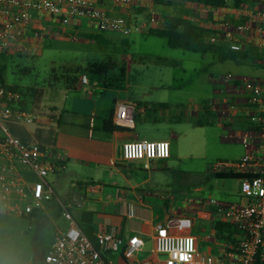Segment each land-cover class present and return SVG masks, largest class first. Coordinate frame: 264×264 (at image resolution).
I'll return each instance as SVG.
<instances>
[{
    "label": "built area",
    "instance_id": "obj_1",
    "mask_svg": "<svg viewBox=\"0 0 264 264\" xmlns=\"http://www.w3.org/2000/svg\"><path fill=\"white\" fill-rule=\"evenodd\" d=\"M101 0H0V56L25 54L40 47L45 32L67 27L75 19L90 21L100 32H113L126 37L159 27L166 22L159 12L161 6H181L185 18L196 27L208 30L212 45L242 52L254 48L264 62V0L241 4L232 10L215 8L190 0H104L112 6L131 8L136 2L145 7L148 20L133 24L126 16H113L100 5ZM230 10V11H229ZM229 11V12H228ZM231 16V19L227 17ZM180 18V17H179ZM89 82L85 74L83 85ZM218 84L240 89L251 108L250 121L255 129L234 134L249 152L235 162H220L212 167L215 174L233 173L239 179L240 194L246 202L218 204L213 201H193L195 217H218L238 231L234 242L226 240L222 264H256L264 256V76L236 77L221 75ZM19 94L0 87V216L29 219L54 199L53 188L47 179L65 168L67 158L55 145L25 143L14 136L9 124H45L53 121L46 116L13 108ZM128 107L118 105L116 123L128 120ZM132 123V122H131ZM171 157L168 141H134L123 145L126 161H142L151 170L156 161ZM66 229H58L42 264H215L216 260L201 253L197 238L186 230L194 225L192 217H183L155 226L154 246L150 255L138 260L145 241L138 235L124 237L117 229L99 226L96 244L80 228L71 205L59 202ZM192 213V212H191ZM128 217L134 218L132 208ZM216 233V232H215ZM189 242L190 245H189Z\"/></svg>",
    "mask_w": 264,
    "mask_h": 264
},
{
    "label": "crops",
    "instance_id": "obj_2",
    "mask_svg": "<svg viewBox=\"0 0 264 264\" xmlns=\"http://www.w3.org/2000/svg\"><path fill=\"white\" fill-rule=\"evenodd\" d=\"M235 1L233 0L232 7L227 4L225 8L232 10L237 7ZM242 1V4H252L258 0ZM100 5L106 7L113 16L128 17L133 24L148 20L147 9L139 6L138 2L128 9L112 6L104 0L100 1ZM161 7L158 9L163 18H185L181 6ZM227 17L231 19L229 14ZM142 18L145 20L142 21ZM165 24L162 22L154 29H162ZM99 32L96 25L90 21L75 19L67 27L60 26L54 32H45L44 37L56 38L62 33L77 39V36ZM146 32L147 30H144L139 34L149 37ZM246 50L249 52V58L244 64L233 61L227 63H233L236 67H246L251 63L255 71L261 74L259 76H264L263 56L252 47ZM219 56L220 51L218 59L221 62ZM130 58L131 62L126 69L112 78L97 75L93 79L89 78V82L83 85L81 83L83 75H79L78 84L74 89L44 88L41 110L45 115L52 117L53 121L43 127L45 131L43 136L54 135L53 145L65 153L67 161L63 170L48 177L47 182L53 188L55 197L46 203L44 211L37 214L42 213L47 216L51 210L54 215L62 218L59 202L63 201L60 195H64L69 184L68 188L70 186L71 189H78L75 196L77 202H81V205H76V201L75 204L65 202L71 205V211L77 221L84 212H91L95 228L94 236L99 226H105L108 230L117 229L124 237L140 236L145 241V248L148 245L150 247L147 257L154 246L153 236L157 224L192 217L194 225L186 230V233L197 238L201 253L215 258V264H222L220 257L227 244L226 240L220 239L217 235L218 217L215 215H211L210 218L195 217L191 203L193 201L178 203L170 200L171 198L162 191L164 173L170 169L172 154L168 160L156 161L152 164L151 170H146L144 162L126 161L123 158V145L134 141H151L152 139L148 138L149 134L158 131V126L162 125L160 123L166 121L170 124L168 133L162 134L159 139H154L168 141L171 145L173 141L185 136V129H182V126H198L201 120L209 117V124L224 128L226 135L228 134L227 142L243 148L241 154L236 157L240 160L250 150L236 140L234 134L239 135L255 129L249 117L251 108L247 103V96L240 89L235 88V84L230 86L218 84L216 82L218 75L209 74L207 84L213 90L211 101L201 98L199 99L201 103L189 109L182 105L181 96L187 83L143 85L139 74L133 78L135 60L132 56ZM234 72L236 77L245 76L240 71L234 70ZM173 81L177 80L173 78ZM145 88L151 92L144 93ZM153 91L158 95L153 96ZM121 104L128 107L129 114L128 120L118 126L115 118L118 105ZM109 120L112 126L121 127L122 130L106 131L105 124ZM36 130L37 128L34 133L27 130L33 139ZM174 160L176 161V158ZM83 192L86 193V199H88L87 195L98 194L99 205L101 204L104 209L95 211L91 204L82 201ZM129 208L133 209L134 218L128 217ZM19 220L30 223L28 219Z\"/></svg>",
    "mask_w": 264,
    "mask_h": 264
},
{
    "label": "rangeland",
    "instance_id": "obj_3",
    "mask_svg": "<svg viewBox=\"0 0 264 264\" xmlns=\"http://www.w3.org/2000/svg\"><path fill=\"white\" fill-rule=\"evenodd\" d=\"M230 7L233 0H228ZM142 21L145 19L142 18ZM100 37L89 41L77 36L62 34L56 38H45L39 42L37 50H28L25 54L5 56L9 58L7 82L26 91L31 86H42L54 82L53 75L79 72L93 79L97 75L112 78L120 75L134 58L133 78L139 74L141 84L159 85L183 84L187 86L181 93L182 105L191 109L201 103L199 99L211 101L213 90L207 84L209 74L234 75L240 71L244 77L261 75L250 63L246 67H236L233 63L219 62V50L202 55L183 50L171 49L166 40L159 37H144L133 34L124 37L113 32H99ZM112 38V39H111ZM166 60L174 65H165ZM253 69V70H252ZM98 71V74L91 73ZM109 75V76H108ZM111 75V76H110ZM175 78L177 81H173ZM144 93L151 92L143 89ZM141 90V91H143ZM140 91V92H141ZM153 96H157L153 91ZM211 104V103H210ZM209 117L201 120L200 126L185 125V136L173 141L171 146L172 164L165 171L162 191L170 200L178 203L191 201H213L218 204H239L246 202L240 194V184L236 180L218 179L212 167L220 162H235L241 154L242 147L226 141L228 134L223 127L209 124ZM166 121V120H165ZM158 131L149 134L148 138H160L168 133L169 123H160ZM174 126V125H173ZM37 126L27 124L16 126L17 137L21 139L28 130L34 133ZM176 152V153H175ZM176 158V161L173 159ZM69 185V184H68ZM66 186V192L60 195L62 201L75 204V192L78 190ZM83 200L91 204L95 211H102L99 195H87ZM81 205L77 202L76 205ZM48 215L39 213L34 222L0 216V264H39L49 252L58 229H66L65 221L49 210ZM149 245L136 257L143 260L147 257ZM42 264V263H41Z\"/></svg>",
    "mask_w": 264,
    "mask_h": 264
},
{
    "label": "trees",
    "instance_id": "obj_4",
    "mask_svg": "<svg viewBox=\"0 0 264 264\" xmlns=\"http://www.w3.org/2000/svg\"><path fill=\"white\" fill-rule=\"evenodd\" d=\"M192 2H196L199 4H204L207 6L215 7V8H225L227 5V0H190ZM242 0H236L235 5L238 7L242 4ZM165 27L162 29H148L146 35L149 37H159L161 39H165L168 47L176 50H183L192 53H198L202 55H207L214 50L220 51V61L227 62L233 61L236 63L244 64L249 58V52L247 50L242 52L232 51L230 49H225L219 46L212 45L209 40V31L200 29L196 27L192 22L181 19L178 17H167L165 22ZM85 40L93 41L98 39L99 35L94 34H85L81 36ZM9 58L5 56H0V87L6 88L14 93L19 94L20 99L17 103H13V108H19L24 111H29L35 114H39L42 116L49 117L44 114L41 110L43 91L45 87H61L64 89H74L79 80V72L75 73H63L61 75H53L54 82H46L42 86H31L28 87L26 91L21 90L18 86L12 84L9 85L7 82V73H8V64ZM162 63L165 65H174V63H170L166 60H162ZM91 73L98 74V71H91ZM53 120V119H52ZM51 122H46L45 124H37L36 133L34 139L28 134L27 130L23 133V137L21 140L25 143H38L41 145L46 144H54V135L49 134V137H44L43 127L50 125ZM203 123L199 122L198 126ZM12 134L17 137L18 131L16 126H24L21 124H9L8 125ZM105 130L109 132L120 131L121 127L112 126L111 120L107 121L105 124ZM47 133V132H46ZM52 133V132H51ZM18 138V137H17ZM50 138V140H49ZM20 139V138H19ZM218 179H231V180H239L241 179L240 175L233 173H221L216 174ZM38 212L31 215L28 221L32 224L36 218ZM93 213L84 212L81 219L78 221V224L82 231L89 237V239L96 244V239L94 236V224L92 220ZM216 232L220 239L231 240L234 242L235 236L238 235V231L234 228V226L224 223L217 222L216 224ZM256 264H264V256L259 255L257 257Z\"/></svg>",
    "mask_w": 264,
    "mask_h": 264
},
{
    "label": "snow or ice",
    "instance_id": "obj_5",
    "mask_svg": "<svg viewBox=\"0 0 264 264\" xmlns=\"http://www.w3.org/2000/svg\"><path fill=\"white\" fill-rule=\"evenodd\" d=\"M191 242H189V245H190Z\"/></svg>",
    "mask_w": 264,
    "mask_h": 264
}]
</instances>
